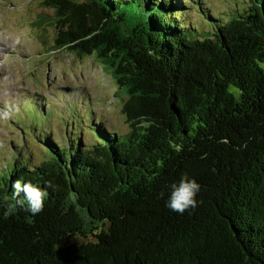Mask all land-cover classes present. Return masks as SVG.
Wrapping results in <instances>:
<instances>
[{
    "label": "trees",
    "instance_id": "16d2710c",
    "mask_svg": "<svg viewBox=\"0 0 264 264\" xmlns=\"http://www.w3.org/2000/svg\"><path fill=\"white\" fill-rule=\"evenodd\" d=\"M42 5L53 51L114 78L129 130L95 118L87 145L30 126L45 158L33 165L24 137L0 171V264H264V0L225 16L197 0ZM185 174L202 203L181 215L166 200ZM17 179L52 187L42 212L5 219Z\"/></svg>",
    "mask_w": 264,
    "mask_h": 264
},
{
    "label": "rangeland",
    "instance_id": "374dc122",
    "mask_svg": "<svg viewBox=\"0 0 264 264\" xmlns=\"http://www.w3.org/2000/svg\"><path fill=\"white\" fill-rule=\"evenodd\" d=\"M249 1L197 0L220 16ZM190 11L188 22L200 25L204 33L211 30L202 13ZM50 16L52 11L42 0H0V107L12 101L21 107L18 116L0 121L4 144L0 147V171L21 157L15 146H21L24 137L31 163L44 160L43 146L30 133L34 123L50 131L58 142L67 141L69 127L76 132L80 129L87 145L94 142L88 122L95 118L122 134L129 130L114 78L101 64L92 57L53 51L55 31L49 25Z\"/></svg>",
    "mask_w": 264,
    "mask_h": 264
},
{
    "label": "clouds",
    "instance_id": "9594fccd",
    "mask_svg": "<svg viewBox=\"0 0 264 264\" xmlns=\"http://www.w3.org/2000/svg\"><path fill=\"white\" fill-rule=\"evenodd\" d=\"M21 113V107L18 103L6 102L0 107V121H8ZM3 141H0V147H3ZM11 199L14 203H8L3 212L5 219L14 215L18 210H23L32 215H37L43 211L44 203L49 193L48 188L52 187L48 182L45 187H40L31 182H24L20 179L14 181L11 185ZM201 190L200 184L195 179L182 175L178 182H174L169 186L167 193L166 207L177 214H184L195 210L202 201L196 199ZM161 197L165 193L160 194Z\"/></svg>",
    "mask_w": 264,
    "mask_h": 264
}]
</instances>
